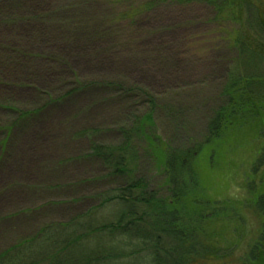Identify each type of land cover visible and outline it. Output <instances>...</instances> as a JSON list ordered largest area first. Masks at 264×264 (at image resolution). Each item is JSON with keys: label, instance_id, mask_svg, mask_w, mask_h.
Segmentation results:
<instances>
[{"label": "trees", "instance_id": "trees-1", "mask_svg": "<svg viewBox=\"0 0 264 264\" xmlns=\"http://www.w3.org/2000/svg\"><path fill=\"white\" fill-rule=\"evenodd\" d=\"M228 2L0 0V176L16 162L31 171L26 160L38 162L39 148L54 154L60 143L62 153L48 164L74 167L73 179L84 189L67 201H93L84 212L43 222L0 248V264H264V193L256 182L248 176L249 197L236 201L201 197L199 190L201 161L208 167V149L225 137L237 94L264 98L255 91L264 89L260 76L247 73L263 55L244 41L233 20L212 15L207 22L217 21L222 34L210 31L195 58L220 52L240 65L225 66L215 90L202 76L205 86L184 91L190 86L173 88L171 82L183 76L176 48L184 51L191 38L176 47L162 43L187 24L178 16L184 8L201 4L218 14ZM149 15L161 22L141 26ZM257 19L264 26L261 12ZM152 36L157 45L144 46ZM110 55L170 81L157 93L124 74L106 78L72 70L67 76L79 57L100 62ZM208 69L206 78H212L215 68ZM92 91L104 95L101 121L88 127L77 124L76 115L59 122L58 108ZM71 120L75 125L63 128ZM255 165L264 166V147ZM11 182L4 188L0 182V199L18 186L37 193L34 184ZM39 200L16 211L1 207L0 224L33 212ZM108 207L120 209L105 221Z\"/></svg>", "mask_w": 264, "mask_h": 264}, {"label": "rangeland", "instance_id": "rangeland-1", "mask_svg": "<svg viewBox=\"0 0 264 264\" xmlns=\"http://www.w3.org/2000/svg\"><path fill=\"white\" fill-rule=\"evenodd\" d=\"M262 0H230L225 6L222 12L216 14L213 11L201 4H193L183 9L181 15H178L180 19L186 21L187 24L176 30L169 32L168 36H165L162 43L169 46H175L176 42L185 37H190V41H186L184 44V51L181 48H176L177 53L180 55V62L183 70V76L175 80L172 83L174 87L190 86L185 88L184 91L192 88L201 89L203 86L209 87V89L215 90L218 82L224 73V67L233 65H240V63H234L229 57H225L223 53L212 52L209 56L195 58L194 53L203 46L202 42L207 39V35L210 31L217 30V24L215 20L213 22H207L210 20L212 15H221L225 19L233 20L234 27H239V32L245 38L252 49L263 55L258 66L253 70L247 71L252 75L258 74L260 80L264 83V26H261L258 22L257 15H264V5L262 6ZM264 2V0H263ZM223 18V19H224ZM237 20V24L234 21ZM257 19V20H255ZM173 22L175 19H172ZM181 21V22H182ZM161 21L155 18L145 16L142 24L143 27L157 26ZM167 24L166 21H162ZM219 31L220 34L221 31ZM158 36H152L145 40L144 46H150L149 44L157 45ZM140 45V44H139ZM176 47V46H175ZM100 62H93L86 60V58L79 57L78 64L74 65L71 70L67 68V76H69L72 70H76L81 74L89 73L94 75H100L103 77H110L113 74H124L135 78L136 84L144 86L146 82L149 83V88L157 93H161L162 89H165L167 83V76L160 75L155 70L144 71L140 67L139 63L129 68V65L124 62V58L117 60L112 56H101ZM127 57V56H126ZM216 57H218L216 59ZM85 60V61H84ZM88 61V62H87ZM117 61V63L115 62ZM217 64V65H216ZM161 64L160 68H163ZM208 67L215 68L212 71V78L208 77L205 72L209 71ZM170 68V65L165 64V69ZM138 69L140 71H138ZM165 69L163 71H165ZM143 71V72H142ZM243 71L240 72V75ZM203 76V77H202ZM129 77V78H130ZM203 82H202V78ZM128 78V77H126ZM201 78V79H200ZM199 79L201 81H199ZM209 80L208 82L206 81ZM257 81V80H255ZM257 83V82H256ZM146 87V85H145ZM243 87V86H242ZM148 88V87H147ZM260 87H253L258 89ZM172 91V90H171ZM191 91H195L192 89ZM190 91V92H191ZM257 92L264 93V89L255 90ZM244 97L240 94L236 96L237 107L231 113L229 125L225 132V137L220 138L219 141L215 142V146L208 149V167L206 161L202 160L203 167V184L201 186L200 195L201 197H207L212 200H241L242 198L249 197V191L252 184H249L250 180H254L257 184V188L260 187L264 193V166L258 167L256 161L260 155L261 148L264 147V98H257L255 95H249L244 93ZM104 95L100 97L97 92L92 91L89 94H85L81 98H72L65 102L61 108H58L56 113L59 117V122L70 118V116L78 115L79 118H74L78 121L77 124L91 126L95 122L101 121V112L103 111V99ZM162 97V96H161ZM244 104V105H242ZM242 105V106H241ZM71 120L67 126L63 127L69 129L73 127L76 122ZM73 121V122H72ZM79 126V125H77ZM77 128V127H76ZM79 128V127H78ZM61 141V139H60ZM60 143H57L56 153L54 151H47L43 149L38 150L41 155V159L38 162L25 161L27 166H31L29 170L21 162L12 167L10 171L5 172L0 176V182L4 188L7 183H12L13 180H19L26 186L29 184L33 186L37 192L33 195V191H28L27 188L22 186L13 187L10 191L0 199V213L2 212L1 207L12 208L14 211L20 207L25 209L29 207L31 200H39L35 202V209L31 213H25L17 216V218L8 222L6 226L0 224V248L12 242L18 236L26 234L27 230L32 228V232L41 223L47 221L59 222L66 220L67 218L84 212L92 205V200L85 197V200H79L78 202H68L67 199L78 195L83 192V185L79 184L78 180L73 179L74 175H77L73 168L68 170L63 169L65 166H59L53 168L48 163L52 162L56 154L62 153V150L58 151ZM46 146L49 147L47 143ZM206 149V150H207ZM205 150V151H206ZM33 167L36 171H33ZM75 171V172H74ZM81 172V171H80ZM249 176V178H247ZM12 179V180H10ZM153 180L157 178H152ZM248 179V180H246ZM152 181V180H150ZM159 180L153 181V183ZM29 182V183H28ZM261 182V183H260ZM20 183V184H21ZM23 185V184H22ZM38 189V190H37ZM103 189V187H102ZM244 196V197H243ZM38 203V204H37ZM16 206V207H15ZM120 208H105L102 212L103 220L107 221L111 217V214L118 211ZM13 211V210H12ZM24 211V210H22ZM17 213V212H14ZM221 222L214 223L215 231L221 232ZM35 227V228H34ZM10 228L9 230H6ZM223 229L222 231H224Z\"/></svg>", "mask_w": 264, "mask_h": 264}]
</instances>
